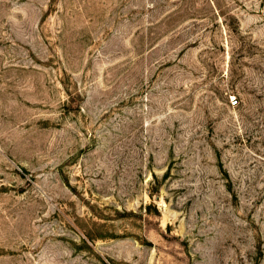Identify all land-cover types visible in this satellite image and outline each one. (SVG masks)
<instances>
[{
	"label": "rangeland",
	"instance_id": "rangeland-1",
	"mask_svg": "<svg viewBox=\"0 0 264 264\" xmlns=\"http://www.w3.org/2000/svg\"><path fill=\"white\" fill-rule=\"evenodd\" d=\"M0 264H264V0H0Z\"/></svg>",
	"mask_w": 264,
	"mask_h": 264
},
{
	"label": "built area",
	"instance_id": "built-area-1",
	"mask_svg": "<svg viewBox=\"0 0 264 264\" xmlns=\"http://www.w3.org/2000/svg\"><path fill=\"white\" fill-rule=\"evenodd\" d=\"M231 103H232L233 106L238 105V100L236 99V97H232Z\"/></svg>",
	"mask_w": 264,
	"mask_h": 264
}]
</instances>
